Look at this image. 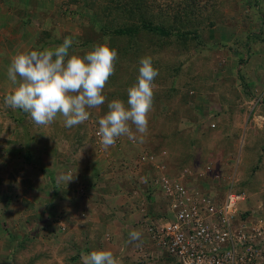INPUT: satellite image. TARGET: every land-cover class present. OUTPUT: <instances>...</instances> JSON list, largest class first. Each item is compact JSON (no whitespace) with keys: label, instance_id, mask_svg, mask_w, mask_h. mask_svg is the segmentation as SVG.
Returning <instances> with one entry per match:
<instances>
[{"label":"rangeland","instance_id":"374dc122","mask_svg":"<svg viewBox=\"0 0 264 264\" xmlns=\"http://www.w3.org/2000/svg\"><path fill=\"white\" fill-rule=\"evenodd\" d=\"M128 1L115 0L110 3L109 0H31L26 6L25 0H13L11 6L8 0L2 2L7 3L5 8L11 9L13 14L6 11L1 13L0 8V168L2 163L10 160L9 165L17 169L19 162L16 165L11 163L12 152L19 153V160H22L27 152L23 143H27L30 137L40 138L41 143L50 145L40 144L44 153L55 148L58 151L57 157L64 162L59 170V180L69 171L75 177L69 182L76 183L73 190L72 187L64 189L65 182L59 183V198L64 201V197L70 195L71 198L79 200L75 201L77 207L70 206L66 201L59 202L57 213L48 214L49 219H45L46 222L42 224H34L33 211L30 212L27 218L32 222L26 225L20 221V227L15 233L16 240L20 239V234L30 229L33 231L37 225H40L38 230L45 232L42 236H35L25 242L24 248L11 247L0 238V256L4 258L12 250L17 252L15 257L19 261L13 264H20V260L23 264H27L28 260H31L30 264H37L32 262L34 257L38 264H82L81 254L93 250L112 251L120 264H148L144 261L149 258L147 250L151 248V244L144 235V229L147 230L144 222L154 212L164 211V200L155 192L149 191L148 178L154 173V169L149 161H143L142 158H150L154 154L160 156L163 148L168 152V169L172 174L183 165L192 167L195 172L205 171L211 163L221 180L208 181L210 185L217 186L220 190L231 183H235L236 189L238 184V189L244 191L247 197L244 203H248L250 199L248 208L255 207V217H263L264 222V116L261 118L255 113L253 120H250L249 108L254 101L251 105L245 103L247 95L256 98L259 106L264 103V0H134L131 15L127 13L130 7ZM15 10L19 13L14 14ZM94 17L99 21L96 26L92 24ZM18 18L21 23L26 24L25 29H19L15 25L14 19ZM143 23L173 27L176 31H179L178 28L186 31L187 27L198 29L204 45L191 47L190 52L185 54L178 45H172V42H176V35L161 36L151 33L141 27ZM127 24L140 26L141 32L136 39L116 35L115 32L121 25ZM7 25L9 28L5 30ZM29 25L32 26L31 30L27 29ZM100 27H105L104 34ZM49 31H54L53 41L57 43H62L68 37L73 39L70 54L72 51L80 55L86 54L95 44L103 43L105 36L110 37V46L114 43L118 51L115 73L104 90L105 103L98 108L89 109V119L77 126L66 127L60 116L56 118L57 126H40L32 121L30 114L5 104V97L15 87L7 76L11 57L18 50L48 48L43 38L44 32ZM89 36L94 40L84 47L82 41ZM75 43L78 45H74ZM137 46H141L139 50L136 49ZM145 56L152 57L154 67L159 72L154 81V94L165 91L169 78L165 68H178L179 57L188 61L181 65V73L176 82L181 87V92L189 90L185 84L191 83L192 75L205 78L199 79L201 91L198 96L195 93L192 100L195 110H201L199 120L196 121L198 123L189 127L185 125L187 117L192 119L197 115L190 108L187 113L184 109L180 110L173 101L168 105L153 98L147 134L141 136L132 126L133 138L122 136L113 146L105 149L97 136L98 121L106 114L108 102L117 98L127 101V90L136 83L139 61ZM240 59L244 60L243 65L238 64ZM192 64L194 70L189 67ZM190 70H193L192 75L189 74ZM241 86L243 89L238 90ZM228 91L234 98L232 94L229 95L231 99L226 98ZM236 93L242 96L241 101L239 95L235 96ZM211 123H215L216 128L209 130ZM226 126L239 135L228 151L226 144L229 140L224 131ZM254 130L260 135V139L253 145L249 143L252 145V152L245 150L243 153L246 137L253 140ZM188 133L192 135L188 137ZM194 138L196 142L191 146L190 142ZM48 155L50 154L46 153L42 157L47 166ZM194 161H198V166L190 164H194ZM158 162L166 163L165 158H159ZM35 164L26 161L23 165L22 160L20 166L27 168L26 171L16 174L12 172L11 176L0 173V193L7 190L12 179L16 186L22 185L23 176L25 180L30 178L32 183L40 184L42 178L51 185L58 182L54 178L49 179V176L47 179L45 175L43 177ZM88 175L92 176V180L88 179ZM245 178H249L251 182L246 183L245 188L239 187ZM96 186L102 190L101 193L95 191ZM28 198L31 197L28 195L22 201H15L23 205L26 201L30 202ZM81 204L84 206L83 216L80 215L83 210ZM10 209L9 217L16 218V221L21 220L19 215L22 214V207L15 205L13 208L12 205ZM85 209L89 210L90 215L86 214ZM42 210L43 207L38 206L35 212ZM100 213L103 217L106 216L105 220H99L102 217H99ZM136 213H140V218L138 215L136 217ZM137 219L143 223L138 222L137 225ZM10 223L9 219L5 224L9 226ZM1 225L2 222L0 229ZM128 226L131 230L142 233L139 241L128 242ZM0 232L4 234V231ZM88 232L91 235L81 239ZM1 241L4 245H1ZM4 247H7V254L2 251ZM23 250L26 252L18 253ZM27 252L29 257H26Z\"/></svg>","mask_w":264,"mask_h":264},{"label":"clouds","instance_id":"9594fccd","mask_svg":"<svg viewBox=\"0 0 264 264\" xmlns=\"http://www.w3.org/2000/svg\"><path fill=\"white\" fill-rule=\"evenodd\" d=\"M84 55L72 51L74 41L65 38L55 48L43 50H18L12 57L7 71L8 79L15 86L5 97V104L30 114L40 126L51 124L58 116L66 127L83 124L89 119V109L105 103L104 90L115 73L118 51L110 46V37H103ZM137 81L127 90V101L113 99L107 103V112L99 121L97 136L107 149L122 136L132 137V126L141 136L147 134L149 115L153 107L155 78L158 69L151 56L139 61ZM255 99L250 116L258 105ZM249 118V119H251ZM209 125V128L212 127ZM188 167V166H187ZM75 177L69 171L60 177L69 183ZM163 205V204H162ZM142 233H129V243L139 241ZM82 264H120L110 250H93L81 254Z\"/></svg>","mask_w":264,"mask_h":264},{"label":"built area","instance_id":"2783aa9c","mask_svg":"<svg viewBox=\"0 0 264 264\" xmlns=\"http://www.w3.org/2000/svg\"><path fill=\"white\" fill-rule=\"evenodd\" d=\"M160 157L142 158L154 169L149 191L164 200L161 216L144 222L157 259L165 264H264L263 217L256 218L254 210L250 218L241 217L246 194L237 192L235 183L221 191L211 186L208 181L221 180L211 164L205 171L184 167L172 174Z\"/></svg>","mask_w":264,"mask_h":264},{"label":"crops","instance_id":"0c3cea01","mask_svg":"<svg viewBox=\"0 0 264 264\" xmlns=\"http://www.w3.org/2000/svg\"><path fill=\"white\" fill-rule=\"evenodd\" d=\"M31 0H29L28 2H30ZM3 2V0H0V8H2V11H1V13H6V12H10V14H13V12H12V10L10 9V10H8V8H5V7H7V3L6 2H4V3H2ZM26 0H25V3H24V6H26V4L28 3ZM42 1H40V3H41ZM8 3H9V5L11 6L12 5V3H13V0H8ZM22 3V2H21ZM43 3V2H42ZM41 3V4H42ZM24 6H22V7H24ZM21 9V8H20ZM19 10V9H18ZM6 11V12H5ZM19 12L18 11H14V14H18ZM22 13H23V11H22ZM19 20V21H18ZM18 20H16V19H14V23H15V25L19 28V29H21V28H23V29H25L24 27H25V23H21V19L20 18H18ZM32 25H34V24H32ZM22 26V27H21ZM30 26L31 25H29V28H28V26H27V29H29V30H31V28H30ZM32 27V26H31ZM9 28V25H7V26H5V30L6 29H8ZM33 29V28H32ZM29 35V34H28ZM48 41V40H47ZM217 42V41H216ZM46 44V46L48 47V48H55L56 46H59V45H61L62 43H57L56 41H48V42H46L45 43ZM44 44V45H45ZM71 48H72V46H71ZM263 53V52H262ZM264 55V54H263ZM234 61V60H233ZM196 63H198V61L196 62ZM234 63V62H233ZM190 68H192L193 70H194V68H193V64L192 65H190L189 66ZM263 77H264V75H263ZM263 77H261V78H263ZM242 88V86L238 89V90H240ZM234 89V88H233ZM243 89V88H242ZM253 93V92H252ZM232 93L230 92V91H228L227 92V94H226V98L227 99H231V97H229V95H231ZM254 94V93H253ZM238 95H239V93L237 94H235V96H237L238 97ZM240 96V95H239ZM232 98H234V95L232 94ZM239 99H240V101H241V98H242V96H240V97H238ZM243 99V98H242ZM256 98H250V97H248V95H247V97L245 98V103L246 104H248V105H250L251 104V102L252 101H254ZM257 100V99H256ZM228 101H231V100H228ZM263 110H264V106H262V107H257V108H255V110H254V116L250 119V120H253V118L255 117V115L256 114H258V115H260V117L261 118H263V116H264V112H263ZM256 113V114H255ZM57 123H58V120L57 119H55L51 124H53L54 126H57ZM195 133V132H194ZM53 135H55L56 136V134H53ZM192 134L191 133H188V137L189 136H191ZM248 136H249V134H247ZM259 134L254 130L253 131V134H252V137H253V140H250L249 139V137H246V140H245V144H246V148L244 147V151H243V153L245 152V150L246 151H251L252 152V149L250 148V146H252L253 145V143H256V141L258 142V139H260L259 138ZM197 137H199V136H197ZM41 139L39 138H33V137H30V139H29V141L27 142V143H23V145H24V148L25 149H27V152H26V155H25V157H22L23 159V165H24V162H31L32 164H35V167L36 168H38L37 170L43 175V177H44V175L46 176V179H47V177L49 176V179H56L58 182H55V183H53L52 185H54V187L51 185V184H49L48 182H45L44 181V178H42L39 182H40V184H38V183H35V182H31V180H30V178H27V180H25L26 178L23 176V178H24V180H23V182H22V185H19L18 184V186H16L15 184H14V179H12V181H11V183L12 184H9L8 186H7V190L6 191H3V193H0V222H2L3 223V225H1V229L0 230H2V231H4V234H1V232H0V236L1 235H3V236H1L0 238L2 239V240H5L4 241V243H6L7 245H9V246H11V247H19V248H24L25 247V242H29V240L32 238H34L35 236H38V237H40V236H42L43 235V233L45 232V231H42V229H40V230H38V228L37 227H39L40 225H37L36 227H35V229H33V231H32V229H30L29 231H27V232H25V233H23L22 235L20 234L19 235V237H20V239L19 240H16V237H15V233H16V230H18V227H20V221L22 222H24L26 225L28 224V223H31L32 221H33V223L34 224H42V223H45L46 221H45V219L46 220H48L49 218H47L48 217V214H54V213H57V208H58V203L60 202H69V205L70 206H74V207H77L78 205H77V203H75V201H79V200H77V199H73V198H71L70 197V195H66L64 198H65V200L63 201L61 198H59V194L57 193V191H59L60 189L59 188H57V187H59V183L60 182H62V180L60 179L59 180V170H61V168L63 167V163L64 162H62L61 161V159H59L58 157H57V153H58V151H57V149H52V150H50V149H48L49 150V152H46L47 154L49 153L50 155H48L47 157H46V159H47V163L49 164L48 166L45 164V162H44V160H43V156L46 154V153H44V151H43V149H42V147H40V144H43V145H49V143H41ZM50 142H52V141H50ZM252 143V145L250 144L249 145V143ZM52 143H55V142H52ZM42 145V146H43ZM249 145V146H248ZM50 146V145H49ZM255 148H256V146H254ZM258 149L260 150V148L258 147ZM21 151V150H20ZM163 152H165L166 153V155H168V152L166 151V150H164V148H163V150H161L160 151V156L161 157H163V155H162V153ZM250 152V153H251ZM9 153H11L10 152V149H9ZM22 152H20V154H21ZM19 155V153H15V152H12V160H11V163L13 162V163H15V165L19 162V165L18 166H16V168L17 169H14L15 168V166H11V164L9 165V162H10V160H7L6 161V163H2L3 165H2V167L0 168V173H1V175H8V176H11L12 175V172H14L13 174H16V173H19L20 171L22 172H24V171H26V169L27 168H23L22 166H20V164H21V161L22 160H19V158L21 157V156H18ZM74 155V154H73ZM164 156L163 158H165V162H166V164H168V167H169V162H168V157L169 156ZM171 156V155H170ZM160 157V158H161ZM243 157H245V156H243ZM162 158V159H163ZM245 159V158H244ZM4 160V159H3ZM19 160V161H18ZM37 163H38V165H37ZM189 162H187V164H188ZM250 163V162H249ZM248 163V164H249ZM4 164H8V165H4ZM183 164H185V163H183ZM190 164L193 166L194 164L192 163V162H190ZM211 164V163H210ZM195 166V165H194ZM184 167H187V165H183V167L182 168H184ZM21 169V170H20ZM93 170V168H91V171ZM93 172V171H92ZM24 174V173H23ZM92 174V173H91ZM86 177V176H85ZM88 179H91L92 180V176L91 177H89V175H88ZM64 182V181H63ZM4 186V185H3ZM70 187H72V190L73 189H75L76 188V183H64V189L66 188H70ZM95 189V191L97 190V192L98 193H101L102 192V190L100 189V188H98L97 186L94 188ZM61 191V190H60ZM46 194H48L47 196H46ZM30 196L31 198H28V200L30 201V202H25L26 204H24L23 203V205H21V202H16L15 200H21L22 201V199H24V196ZM80 199H81V201L83 200L82 199V196L80 195ZM43 203H45L46 204V206L43 204ZM13 205V208H14V206L15 205H19L20 206V208L22 207V214H24V215H22V214H20L19 215V218L21 219V220H18V221H16L15 219L16 218H14V217H9L10 216V210H12V209H10V207ZM38 206H40V207H43V210L41 211V212H35V209L38 207ZM83 206V204H81L80 205V207H82ZM33 207V208H32ZM29 210H31V211H29ZM32 211H33V215H34V217H33V220L31 221L30 220V218H27L29 215H30V212L32 213ZM84 206H83V210H82V212H80V215H84ZM85 211H86V214H88V215H90V212H89V210H87V209H85ZM159 213H162V212H159ZM159 213H157V212H154L153 214H155V215H159ZM153 214H151V216L148 218V219H153V218H156V216L154 217V216H152ZM102 215V213H100V215H99V217ZM137 215L139 216V218H140V213H136V217H137ZM6 216H8V217H6ZM104 215H102V217H100L99 218V220L101 219V221H103V220H105L104 218L106 217H103ZM66 217H68V216H66ZM66 217H65V219H66ZM118 216H116V219H118L117 218ZM11 220V223H10V225L9 226H6V221H8V220ZM67 220H68V218H67ZM141 222V223H143L141 220H139V219H137V225L139 224V223ZM26 225H23V227H25ZM9 227V229L7 230V228ZM34 227V226H33ZM133 227V226H132ZM127 228H129V226L127 227ZM134 228V227H133ZM135 228H137V229H139L138 227H135ZM130 229V230H129ZM127 231H128V236H129V233L131 232V231H134V230H131V228H129ZM49 231L52 233L53 232V230H50L49 229ZM49 231H46V232H49ZM20 233V232H19ZM90 232H88V234H85L83 237H81V239H85V238H88L89 237V235H91V233L89 234ZM104 234V233H103ZM103 234H102V236H103ZM144 235L145 236H147V239L149 240V238H148V235H147V231H145V229H144ZM124 235H121V237H123ZM37 237V238H38ZM120 237V236H119ZM120 237V238H121ZM22 241H24V242H22ZM2 242V241H1ZM4 243L2 242L1 243V245H4ZM32 243V242H31ZM108 243V242H107ZM106 244V243H105ZM148 247H150V245L148 246ZM6 250H7V247H4V249L2 248V251H5V253H6ZM149 250H152V246H151V248H149ZM148 251V250H147ZM22 252H26V250H23V251H18V253H22ZM7 254V253H6ZM17 254V252H15L14 250H12V251H10V252H8V254L6 255V256H4V258L2 257V256H0V264H13L14 262H18L19 261V259H17V256L15 257V255ZM27 255H26V257H29L30 255H29V253L27 252L26 253ZM1 255V254H0ZM120 257V256H119ZM29 264L31 263V260H28L27 261ZM32 262H34V263H37L38 264V261L36 260V257H34V259H33V261ZM27 263V264H28ZM20 264H23V262L20 260Z\"/></svg>","mask_w":264,"mask_h":264},{"label":"trees","instance_id":"16d2710c","mask_svg":"<svg viewBox=\"0 0 264 264\" xmlns=\"http://www.w3.org/2000/svg\"><path fill=\"white\" fill-rule=\"evenodd\" d=\"M109 1H110V3H112L115 0H109ZM126 1H128V0H126ZM133 2H134V0L127 2V3H130V7L128 8V11H127V13L130 14V15L133 13V11H132V9L134 8ZM145 22H147V19H146ZM98 23H99L98 18L94 17V22H92V24L94 26H96ZM121 26L122 27L119 28L115 32L116 35H122V36L129 37L130 39H136L137 36H138V34L141 32L140 31L141 30L140 26H137L136 24H130V25L127 24V25H121ZM141 27L144 28L145 30L150 31L151 33H158L161 36L176 35V37H177L176 42L175 43L172 42V45H174V44L176 46L178 45L181 48V50L183 52H185V54H188L190 52V49L189 48H191V47H201L202 45H204V42L202 41V38L199 35L198 29L195 30V29H192V28L190 29V28L187 27L186 28V31H182L181 28H178L179 31H176V30L173 29V27L166 28V27H162V26H158V25H153V23H151V24L150 23H147V24L146 23H143V25ZM104 28H101V31H102L101 33L105 32V29ZM174 28H176V27H174ZM54 38H55L54 31H52V32L51 31L44 32L43 42L46 43L48 41H53ZM93 40H94L93 37L89 36L88 39H86L85 41H82L83 46L84 47L88 46V44L91 41H93ZM193 42H194V45L192 44ZM138 43H139V41H138ZM76 44L77 43H75L74 45H76ZM135 44H136V42H135ZM111 47L114 48V49H116V45L114 43L111 45ZM139 47H141V46H139ZM139 47L137 46L136 49L139 50ZM177 62L180 65L178 68H176L175 66L169 67V68H165V70L167 69L166 73L169 74V78H168V82H167V87L165 88V91L163 90L161 92H156L154 94V99H156V101L157 102H160V103H161V101H163L165 104H168V105H169V102H172L173 101V102H175V103L178 104L177 106L180 108V110L184 109L185 112H187V113H189V108H190L191 112H193L194 114H197V115H195L192 119L189 118V117H187V120L185 122V125L188 126V127L189 126H194V125H196L198 123L196 121L199 120V117L201 115V110H200V108H199L198 111L195 110L194 104H193V101H192L193 100V97H194L193 95L195 93H197L196 96H198L200 94L199 91H201L200 88L202 87V85L200 84V80L199 79L204 80L205 78H200V77L198 78L196 75H192L193 70H190L189 71V74L192 75L191 83L185 84V87H188L189 90H187L184 93L181 92V89H180L181 87L177 86V83L176 82H177V78H178L179 74L181 73V71H180L181 65L186 64L188 61H186V59H184V58H180L179 57L178 60H177ZM244 63L245 62L242 59H240L239 62H238V64H240V65H243ZM240 70H241V67H240ZM172 78H173V80H171ZM179 94L181 96H178ZM159 106L160 105H158V107ZM217 115H219V114H217ZM178 122H181V121L179 120ZM211 129L212 128L210 127L209 130H211ZM224 131H226V134L228 135L227 140H229V141L226 144V150L228 151L231 148L232 144H234L235 139L239 135H238V133L233 132V129H231L230 127H227V126H226V128H225ZM229 133H231V134H229ZM195 142H196V138H194L190 142L191 143V146H193ZM206 161H208V160H206ZM259 161H262V159L259 160ZM198 164H199L198 161H194V165L195 166H198ZM250 182L251 181H249V178H245L244 181H241L240 182L239 187L240 186H243L245 188L246 186H244V185H247L246 183H250ZM236 186H237V188H236L237 189V192H239V193L244 192L240 188L238 189V184ZM247 202L250 203V199ZM248 203H244V206H242V208H241V217L244 220L250 218V216L252 214L251 211L255 210V207L248 208ZM250 206H251V204H250ZM158 216H161V214H159ZM148 251H149L148 252L149 258L147 257L146 261H144V262H146L148 264H165L162 260L159 261L158 259H155L156 256H155L154 248H152V250H148Z\"/></svg>","mask_w":264,"mask_h":264}]
</instances>
